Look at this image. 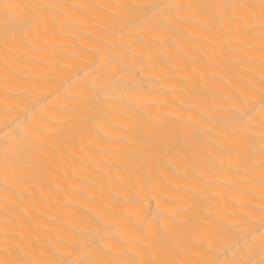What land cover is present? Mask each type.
<instances>
[{"label":"bare ground","instance_id":"6f19581e","mask_svg":"<svg viewBox=\"0 0 264 264\" xmlns=\"http://www.w3.org/2000/svg\"><path fill=\"white\" fill-rule=\"evenodd\" d=\"M0 264H264V0H0Z\"/></svg>","mask_w":264,"mask_h":264},{"label":"snow or ice","instance_id":"6c2138e0","mask_svg":"<svg viewBox=\"0 0 264 264\" xmlns=\"http://www.w3.org/2000/svg\"><path fill=\"white\" fill-rule=\"evenodd\" d=\"M8 7H18V6H12V5H9Z\"/></svg>","mask_w":264,"mask_h":264}]
</instances>
